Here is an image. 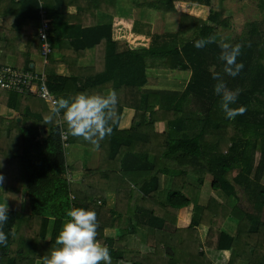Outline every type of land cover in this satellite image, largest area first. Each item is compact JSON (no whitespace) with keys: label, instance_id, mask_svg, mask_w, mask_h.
<instances>
[{"label":"trees","instance_id":"1","mask_svg":"<svg viewBox=\"0 0 264 264\" xmlns=\"http://www.w3.org/2000/svg\"><path fill=\"white\" fill-rule=\"evenodd\" d=\"M44 2L51 23L50 42L62 55L60 59L49 55L50 91L58 99L81 93L104 95L112 89L118 103L110 121L111 134L95 145L86 142L102 151L101 167L84 172L88 181L77 185L66 176L79 166H68L62 133L67 132L68 143L84 139L71 136L63 113L59 116L53 106L37 102L42 99L36 104L28 101V94L8 96L6 104L17 114L12 119L0 116V174L4 176L0 203L2 195L11 196L3 229L8 240L0 245V264H44L49 252L58 247L56 238L73 207L96 212L97 240L108 246L112 264L123 259L132 264H214L205 247L232 250L229 264H264L260 216L264 209V43L253 38L232 43L242 44L237 60L244 67L231 77L223 72L218 43L194 47L195 40L210 36L219 40L218 29L230 28V18L225 10L214 9V0L136 2L137 7L160 13H180L178 32L163 34L162 39L171 38L163 42L159 41L162 35L144 33L136 19L119 15V0ZM70 7H76L75 14ZM39 10L38 0H0L5 21L0 27L2 63L30 68V57L41 54ZM102 14L112 17L111 22L101 23ZM26 31L32 38L25 51H18ZM120 41L126 43L122 52L118 51ZM94 47L96 66L80 72V57ZM12 54L19 59L23 55L22 60H11ZM60 64L68 67L70 76L57 74ZM174 70L192 72L182 93L145 89ZM213 72L221 74L228 88L240 89L232 107H245L243 115L226 118L220 97L213 92ZM190 102L198 108L196 119L186 110ZM126 107L135 109L141 119L122 130ZM159 121L166 122V132L156 130ZM257 149L261 159L255 167ZM208 175L210 189L228 197L225 203L213 197L201 203ZM166 177L172 178L167 186ZM239 188L254 212L239 203ZM138 190L142 197L136 195ZM108 191L116 194L114 211L105 206ZM185 211L191 216L189 225L181 221ZM230 217L239 219L235 235L222 230ZM201 225L209 227L205 242ZM106 229H118L120 238H107ZM140 230L149 245L146 252L128 244Z\"/></svg>","mask_w":264,"mask_h":264},{"label":"clouds","instance_id":"2","mask_svg":"<svg viewBox=\"0 0 264 264\" xmlns=\"http://www.w3.org/2000/svg\"><path fill=\"white\" fill-rule=\"evenodd\" d=\"M211 43H218L221 53L219 59L224 62L223 72L231 77L239 75L244 65L238 62L242 44L230 43L226 37L217 40L216 37L200 38L194 41L197 49L205 48ZM213 92L220 97L221 109L227 119H235L243 115L246 108L232 107L236 104L240 89H230L226 86L220 73H212ZM118 103L115 91L107 95L77 94L74 97H60L52 108L54 113H63V120L73 137H82L95 145L98 139L111 134L110 121ZM4 176L0 174V184ZM8 205L0 203V245H5L8 235L3 230L8 221ZM69 220L65 223L56 238L58 247L53 248L44 259V264H112L110 250L107 245L97 240L98 221L96 212L92 209L73 207L67 212Z\"/></svg>","mask_w":264,"mask_h":264},{"label":"crops","instance_id":"3","mask_svg":"<svg viewBox=\"0 0 264 264\" xmlns=\"http://www.w3.org/2000/svg\"><path fill=\"white\" fill-rule=\"evenodd\" d=\"M135 3H136V1L133 0L132 1V7H130V2H128V0L127 1L119 0L118 14L119 15L128 16L129 18H134L133 10H135V8H139V7L136 6ZM76 11H77L76 7H70L69 8V12L71 14H75ZM177 14H178V16L180 15V13H177ZM175 15L176 14H173L174 17L177 16V15L176 16ZM100 16H101L100 17V22L101 23H108V22H111V20H112V17L106 16V15H103V14L100 15ZM180 17H181V15H180ZM0 20H2V21L4 20L1 15H0ZM0 24H1V22H0ZM175 24H177V27H178V30H179V26H178L180 24L179 20L178 21L176 20ZM177 27L176 28L174 27L173 30H168L167 29V30H165V32H167V33H177L178 32ZM31 38H32V34L26 31L22 35L21 39L18 42V45H17L18 46V51H25L26 47H27V43L29 42V40ZM125 47H126V43L125 42L120 41L118 43V51H120V52L124 51ZM12 55H14V54H12ZM1 56H2V50L0 49V62H1ZM54 56H55V59H60L61 58L62 55H61L60 51L58 50V48L56 49V52L54 53ZM18 57H19V55L16 54V55H14V57H12L11 60L15 61V59H19ZM22 57H23V55L20 56V59ZM96 57H97L96 47L91 48V49H86L84 55H82L80 57V59L78 61V64H77L78 68H80L79 71L82 72L84 70H88V69L94 68L96 66ZM36 58L40 59V54H35L34 53L30 57V61H31V67L30 68H38L39 69V68L42 67V62H41L40 67H38L39 64H40V61L38 63H36V61H35ZM8 59H10V58H8ZM4 64H6V63H4ZM24 69H28V68H24ZM57 74L59 76H63V77L71 75L70 70L68 69V67L65 64H60L58 66ZM191 74H192V72H190V71L174 70V71L171 72V76H172L171 79L172 80H176V78L184 79V82H182V85L185 84V87L183 88L185 90L186 87H187V84H188V82H189V80L191 78ZM85 79L86 78H84L82 80L84 81ZM167 81H168L167 79H161L158 82L157 85H148V86L145 87V89L146 90L152 89V90H158V91H161V90H172L170 87H176L175 85H178L177 82H171L169 84ZM111 91H112V89H106L104 91V95H107ZM7 92H8V95H7L6 99H8V96L9 97L10 96H13V97L15 96V95H11V93L17 94L15 92H11V91H7ZM25 96H26V98H28V101H32V99H34V100L41 99V98H38L37 96H30V95H25ZM42 100L43 101H37V102H43V104H46L47 107H50V103L47 100H44V99H42ZM9 102H10L9 104H12V105L14 104L11 100H9ZM15 114H17L16 111L14 109L10 108V105L6 104V106L5 105L3 106L2 103H0V116L1 117H4L6 119H12V118L15 117ZM21 119H22L21 116L18 117V121H21ZM140 119H141V116H139L138 112L135 109L126 107L124 109V113H123L119 128L122 129V130L123 129H130V128H132L133 124L136 121L139 124L140 123V121H139ZM156 130L158 132H161V133L162 132H166L168 130L166 122L159 121L156 124ZM86 142L87 141L83 140L80 143H68V146L65 147L66 148L65 150H66V158H67L68 166L69 167L79 166L78 169H77L76 174L75 173L73 174V182H75L77 185L78 184H82V183L84 184L86 181H88V177L87 176L85 177V173H84L85 171H87V170H98L101 167V156H102L101 152L102 151L100 149H98V148L89 147L90 145H88ZM0 190H1V188H0ZM213 192H211V195L209 197L208 196L207 197L206 196L203 197V194H202L201 203L204 204L205 203L204 201H208V199H210L211 197L216 199V197L213 194ZM215 192H220V191H215ZM25 195L26 194L24 192V199L26 198ZM136 195L138 197H142L143 194L138 190V193ZM4 201L7 202L8 208H10L11 196L2 195L1 203H3ZM98 201L102 202V200H98ZM104 201H105L106 208H108L111 211H114L116 209L117 202H116V194L114 192L108 191L106 193ZM219 202H221V201H219ZM225 202H221V203H225ZM101 205L103 206V202H102ZM24 207H25V205H24ZM187 212L188 211H185L184 213H182L181 221L184 224L189 225V223L191 222V216ZM67 222H68V220H64V222L62 224V227ZM229 223L234 225V223L236 224L237 221L233 217L228 218L227 221L225 222V224L223 225L222 230L224 232H227V233L231 234V235H235L237 233V228H235V229L233 227L231 228L232 225H228ZM187 225H185V226H187ZM50 227L52 228V224L50 225ZM199 230H200V233H201L202 240L205 242L206 239H207L208 233H209V228H207V227H205L203 225V226L199 227ZM142 232L143 231L140 230L136 234H139L140 236H142L143 235ZM136 234H134V235H136ZM105 235H106L107 238H110L112 240L117 241L119 239L118 235H120V231H118V229H106ZM117 244H120V243L117 242ZM205 250H206V253L208 254V256L214 261L215 264H229L231 256H232V250H216V249L209 248V247H205ZM223 253H229V254H228V256H225ZM123 260L127 261L125 259H123ZM112 262H114V261H112ZM241 263L245 264L246 262L245 261H241Z\"/></svg>","mask_w":264,"mask_h":264},{"label":"rangeland","instance_id":"4","mask_svg":"<svg viewBox=\"0 0 264 264\" xmlns=\"http://www.w3.org/2000/svg\"><path fill=\"white\" fill-rule=\"evenodd\" d=\"M125 1H127V0H125ZM132 1L133 0H128V2H130V7H132ZM135 1L139 2L140 4H146V3L151 2L153 0H135ZM213 5H214V9L217 11L225 10V17H229L231 20L230 21V28L218 29V32L221 35V37H226L230 43L235 42V40H237V39H239V41H241V43H243L246 39H252V38L256 41H260V42L264 43V0H223V1L222 0H214ZM177 13L178 12L164 14V13H160V12H157L155 10H152L148 7L147 8L139 7V8H135V10H133L134 19H136L138 21V23L140 24L139 26H140V28L143 29L144 33H151L154 36L162 35L161 37H159L160 42H163L164 40L169 41L171 39V38L162 39L165 34H175V33H167V32H165V30H167V29L173 30L174 27L175 28L177 27V24H175V21L179 20V22H180V20H181L180 15L178 16ZM173 14H176L177 16L175 15L176 17H174ZM3 21L0 20V22H1L0 27H3L5 25L4 24L5 21L4 22ZM177 30H178V27H177ZM254 30H255V32H254ZM55 52H56V50H55ZM35 54H37V53H35ZM35 61H36V63H38L40 61V64L38 66V67H40L41 62L43 61L42 55L40 54V59L36 58ZM171 78H172V76H171V74H169V77L166 78L168 80L167 82L169 84L171 82H177L178 85H175L176 87H170V88L172 90H175L178 93H182L184 91L183 88L185 87V84L182 85V82H184V79L176 78V80H172ZM7 95H8L7 91L0 90V103H2L3 106L4 105L6 106ZM32 101L37 104V102H36L37 100L32 99ZM34 103H32V104H34ZM186 110H187V112H189V115L192 118L196 119L195 116L197 115L198 108L193 102H190V103H188V105H186ZM253 156H254V166L257 167L259 162H260V159H261L260 150L259 149L255 150ZM151 158L153 160L154 156L152 155ZM85 177H86V173H85ZM164 180H166V183L164 185L167 186L171 182L172 178L166 177ZM211 181H212V177L208 175L207 181H206L207 185L203 191V197L204 196L209 197L211 195V192H213V190L210 189ZM263 182H264V180H263ZM213 194L215 195L216 199L221 201V202H225L226 200H228L227 196L224 193H222L221 191L220 192L214 191ZM239 196H240L239 203H241L242 207H244L248 211L254 212L253 206L248 201L247 195L242 190H240V188H239ZM260 216H261V219L264 221V209L260 213ZM236 221H237L236 224L234 223V225H233V224L229 223L228 225H232L231 228L232 227L234 229L237 228V230H238L239 219H236ZM201 226H203V225H201ZM205 227H207V226H205ZM207 228H209V227H207ZM118 236H119L118 238H120V235H118ZM121 244H123V243H121ZM148 246L149 245H147V243H146V236H144V235L140 236L139 234L130 236V240H129V247L130 248H133V249L139 248L143 252H146L148 250ZM127 262H129V260H127ZM239 264H242V263L239 262ZM245 264H249V263L246 262Z\"/></svg>","mask_w":264,"mask_h":264},{"label":"built area","instance_id":"5","mask_svg":"<svg viewBox=\"0 0 264 264\" xmlns=\"http://www.w3.org/2000/svg\"><path fill=\"white\" fill-rule=\"evenodd\" d=\"M40 4L39 18L40 26L38 35L42 42L43 57L41 68H20L0 62V89L11 91L19 94H28L37 96L41 99L47 100L51 106H54L57 100L56 95L52 93L48 87V74L46 66L49 63V55L54 53L56 47L50 42L51 23L48 17L47 9L45 8L44 0H38ZM59 116L61 114L59 113ZM62 140L65 147L68 146V134L62 133ZM69 182L73 181V174L67 173ZM102 204L101 201H98ZM115 264H132L124 260H119Z\"/></svg>","mask_w":264,"mask_h":264}]
</instances>
